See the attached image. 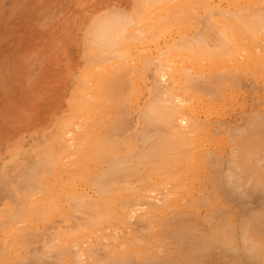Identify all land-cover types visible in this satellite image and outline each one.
<instances>
[{
  "label": "bare ground",
  "instance_id": "1",
  "mask_svg": "<svg viewBox=\"0 0 264 264\" xmlns=\"http://www.w3.org/2000/svg\"><path fill=\"white\" fill-rule=\"evenodd\" d=\"M155 1H157L158 4H161V7L166 6V4L168 5L167 8L162 7L164 9V10L162 9V13L163 11H165V9H167L166 11L169 10V12L172 14V17L173 15H175L174 17L175 21H172L174 24H176V22L178 23V21L181 22L182 20L180 21V19L184 18L183 15H185L188 6L191 7L189 4L186 5L187 7L185 6L186 9H183L184 2L188 0H154V2ZM133 2L134 0H100L94 3L93 7L88 11V15L84 18L87 20V22H85L82 25L81 33H84V35H82V37L79 36L78 38L77 35L75 37L74 36L71 37L70 46L76 45V48L78 47V53L75 54L76 66L74 67L72 65L74 69L73 67L72 69H70V66L68 64L69 62L66 64L67 72H70L71 74L67 82L64 84L63 91L56 98H54L55 95L53 94V91L49 93L46 87L45 90L43 89L44 94L39 97V98L41 97L46 98L47 95L50 94L49 99L54 98L53 100L55 101L53 106L45 113L43 118L37 121L36 124L37 128L36 127L34 128L33 125L31 127L30 126L26 127L24 123L23 126L21 127L17 126L15 123H11L10 125H8V133L6 134L5 137L6 139L4 140L3 146L0 147V150L2 148V150L0 151V154H2L0 157V264H201V263L219 264L218 261H220V264H247L248 262H251L253 260H258L263 254V249H261L263 246L261 247V245H263L264 243V239H263L264 231L261 230V232H263L262 234L260 233V231L257 230H260L264 226L259 225L260 224L259 223L258 227L261 226V228L260 229L257 228L256 231H254L253 229L254 225L257 226V224H253V222L255 221V219H258L257 221L259 222V217L264 212L262 211L263 208L262 209L260 208L259 212H258L259 209L258 207H257L258 209L255 210L257 211V213H260L262 211V213H260V216L255 215L254 213V215L257 216L258 218L254 216L250 218V221H252V219L254 218V220L251 222L253 226L251 225L250 221L247 220L249 218H246L245 222L243 218L239 220V221L243 220V222L246 223V227L243 222L242 224L244 227H241L242 226L241 222L238 224L239 225L238 228L239 227L241 229L243 228L240 235L239 234L240 231H238L239 233L236 232V227H234L231 224H228V222H230L229 220L228 221L225 220L230 216H225L226 214H224L223 215L224 219H220L221 216L218 217V215L221 214L218 211L219 209H217L216 207L217 206L216 197L218 194L216 195L215 193L218 192L219 190H222L223 193L231 199L229 203L231 201L233 203L234 201L238 205L245 207V209H248L249 207L245 205L246 202L248 203V201H246L243 197H241L242 195L241 193H243L241 191L242 190L241 187L244 186L243 190H245L246 192L249 189L246 188V186L249 185L248 182L250 180H252L250 181L251 183L250 185L254 186L253 187L254 189L251 188L252 192H257L256 190H258V188H256L255 185L259 186L258 182L260 181H261L260 185H262V187L259 186L258 194L260 193L261 188L264 187L263 186L264 183L262 182V180L264 181V179L260 180L259 177L256 176V178L254 179L259 180V181H255L256 183H258L256 184L253 181L254 173H251V175H249L250 171H248L249 174L247 172L245 173L247 174L245 176L243 171H241L242 164L244 168L248 167V170L249 169L252 170L254 167L257 168V166L260 165L258 162V164L255 166L257 161H255L253 158L251 160L250 156L254 155V158L257 157L255 159L259 158L258 161L260 159H263L262 157L255 156L257 155L258 152L254 151L256 153L253 154L254 152L252 148L254 149L258 145L261 146L260 144H256L257 141L255 139V135L260 134L259 137L261 136V134L264 135V118L263 120L262 118L259 119L260 115L258 114L260 112L256 113L258 116L257 117L255 116L254 117L255 119L251 117L253 119V120L251 119L252 121H248L249 119V117H247L248 114H246L245 119L242 118L244 119L245 122H246V118H248L247 119L248 122L246 123H248V125H250L252 129H254L253 131L254 134L249 130L248 132H246L249 126L247 127V129H245V127L241 128L240 125H242V123L239 124L240 132H236V129L234 128V130L232 131L233 133L229 134V128L232 126L229 125L230 123L228 124L227 122V125L229 126L228 129L226 130L227 128L226 126L225 127L223 126L225 129L222 127L214 128L212 124L215 123V121L218 119L213 118L214 122H212L211 120H212V115L214 113L220 116L222 115L227 104L226 100L236 101L237 95L240 93V91H242L241 84H243L242 82L243 78L244 76L246 77L247 74H249L247 75L249 77L251 75V79H253L252 80L253 82L249 83L247 87H249V89H253L252 92L254 93V96L258 97L259 95L258 98H260L263 96L262 94H264V0H199V3L203 10L204 18H202L201 15L202 12L201 14H199L201 15V17H198L194 9L189 8L188 9L189 11L187 10L189 13L190 11L194 10L195 17L197 18H195L196 20L193 19V21L194 20L197 22L201 21L200 26L197 28V31L198 29L199 31H202L204 29V31L202 32L207 31L210 37L213 36L212 34L214 31L216 33V34L214 33V36L215 35L216 36L215 37L213 36L214 39L212 40L210 39L209 36L206 35L207 33H205L204 35V33L201 34V32L198 31L200 33L198 34V37L203 42L202 43L201 41H195L199 38L197 37V35H195L196 37L195 36L193 37L194 32L192 31L191 37H193L194 40L193 38L190 37L188 38L189 41L187 40V43L190 44L192 41L193 42L195 41L196 42L195 44H197L201 42L200 44L202 45V47L204 45V47L202 49L201 48L199 49L200 52H198L197 51L198 48H196V47H201L200 45L193 46L194 43H191L190 45L193 47L192 49L190 45H187L186 40L182 38V37H186L187 36L186 34L189 31L187 33L184 31L185 32L184 35L186 36L182 34L183 36L179 37L177 35L179 39L181 38L180 39L181 41L179 43L177 41L178 37L174 36L175 43L182 45L181 42L185 41L184 45L188 46V47L184 46L185 48L182 49L181 45L178 46L177 44L178 46L177 48L182 49V50L180 49L181 50L180 53L183 52L184 55V57L181 56L180 60H182L183 58L185 59V57L188 54L191 55L190 52H192V55L196 53L194 54V59L192 57L191 59L192 61L195 60L196 55L197 54L199 55V53L202 54L203 52V54L206 55V62H207V66L205 65L206 76H204L205 74L201 75L205 72V71L201 72L202 70L199 71L201 74L196 73L197 70L195 72L193 71L194 73L189 72L190 70L192 71V69L194 68H192V66H190L192 69H190V67L188 66L184 67L183 65L180 64V62L182 61L179 60L180 62L179 61H178L179 63L177 62V64H179L177 66L181 65L180 68L184 67V70L182 69L183 71H181L179 67H175L173 70L174 74L171 75L172 76L171 77L170 74H172V71L168 69L169 67L166 64H163V62L166 63L168 61L166 60V58L165 60L163 58V60L160 61L162 62V66L166 65L168 67L167 70L171 71V73L168 72V78L165 80L163 78L162 80L160 79L162 75L158 78V75H160L159 72H161L160 69L163 68L161 73L165 71L164 72L165 77L167 76V70H166V66L163 67L161 66L162 68L160 67L161 63H159V61L156 59L157 56H155L156 54L155 52L159 50V48H161L160 50L162 51L159 50V52L160 55H162L161 52L163 53L165 49L168 47L167 46L168 42L166 43L165 49L164 46L162 49V45H160L159 48L157 47L158 49L154 51L153 56H152L153 51L152 53L149 51L151 57L148 55L149 53H145L144 50L140 49L142 55H144L145 53L142 59L143 62L142 65L144 66L147 65L146 60L148 56L150 58H155L158 61L156 64L154 62L152 63V61L155 60H152L151 62H149V60L151 59L148 60L149 63H152L150 64V67L153 70L152 73L157 74V76L154 74L155 79L153 78V81H151L150 79L151 83L147 88V93L145 94V96L143 94L144 96V97L142 96L143 100L142 102H138L137 107H135L134 105L135 108L133 107L132 112L130 113L131 116L128 118V120L127 117L129 115V112L128 113H126L127 111L122 112L121 109L123 110L125 109V107L128 108L127 106L129 102H127L126 104L123 98L129 96L127 86L128 84H130L133 78L131 79V77L128 76L130 78V79L128 78L129 81L126 79V82L128 81V84H126L125 81H120L121 79L117 80L115 78L122 76L121 75L122 73L124 77L127 76L128 75L127 73H125L126 75L124 74V72H127L125 71L127 66L124 65L123 67L124 71H123L121 68L123 65H120V60L116 59L117 62L119 60L118 62L119 72L121 69L119 76L118 75L116 76L118 72L115 67L116 65L118 67V63L113 58H111L115 53L112 52L111 54L110 52H108L109 54H111L110 55L111 57L109 56L111 58V61L108 60V63L111 64L112 59L116 62L115 66H113L112 64L111 65L108 64L109 66H112L114 68V71H111V69H109L110 67L107 66V63H105L106 65L105 69L103 67V69L101 68L100 70H105L107 71V73L109 72L108 70H110L111 73V74L108 73L110 75L109 76L110 79L108 80L106 79L107 80L106 85H104L105 94L103 92L104 89H102L103 86L100 83L98 84L96 83L97 85L96 87H100V89H102L103 94L99 92L102 96L105 95L104 97L105 99L104 100L101 99V100L104 101L105 111L108 113L107 115L110 116L109 113H112V109H118L117 111L121 112L120 113L121 118L119 117V114L117 115L114 114L115 113L114 110L113 113L114 116L112 119H114L116 116L118 119L116 118V121L112 119L111 120L112 123L114 124L117 122L116 126L114 124L113 126L111 123L112 127L111 125H109L110 126L109 127L108 125H106L107 122L104 121L105 123L103 124L104 125L103 129L107 130L106 128L109 127L108 131H106V134H110V135L109 136L107 135V137L106 136L103 137V140L104 139L105 140L104 141L102 140L103 142L101 146H103L104 143H106L107 144L106 147L108 148L109 153L113 154L114 157L112 156L113 157L112 159L109 153L107 155V153L105 152L106 151L105 147L99 148L101 149V152L106 153V156L107 157L110 156L111 159L109 157L108 158L106 157L107 159H103L105 157V154L101 153V158L103 162L106 160L105 162L108 163L106 164L107 167L106 166L105 168L103 167V164H105L104 162L102 164L103 173L97 174L98 179L96 175L94 176L91 174L92 173L91 170H90L91 177H89V178L96 177L97 180L94 179L93 181L96 180L97 182L100 180L99 178H102L104 184L102 183L103 182L102 180H100V183L102 184H98L99 182L98 183L94 182L98 186L96 187L97 190L95 191L94 190L95 188L94 189L92 188L93 187L92 185L96 186L95 184L92 183L93 181L89 178L88 180L87 179L85 180V181H90V184H92L90 185V187L93 189V191L97 192L96 194H94L95 196L90 195L89 193H85L84 191L82 192L58 191L56 193H53L48 190L47 187H50V184L52 183L51 175H50L51 166L60 165V167H62L64 170H67V168L69 170L71 166H76V164L79 161L76 159L77 161L74 162L75 163L74 165L73 160L74 157L76 158L77 154L75 153L76 151H74L75 155L72 156L73 155L72 145L74 144L73 142L75 140L74 141L72 140L73 142L72 141L69 142V140L67 141L66 131H64L63 128L66 127L69 128L70 125H72V120H74L73 117L76 118V116L74 115L72 117L73 119L69 120L71 121V123L70 122L68 123V119H66L67 118L66 114L68 113L70 108L73 107L74 112L78 113L79 111L78 114L81 115V112L84 110L86 106L85 103H83L84 100H90V96L93 97L92 93H91L92 95L88 93L89 98L87 99L86 93H83L84 92L83 87L81 88V85H78L80 84L79 81L82 76L81 73L83 72V71L81 72V69L79 67L81 66L84 70L87 64L89 63V61L91 60V57L89 55V46L90 43H92V39L90 38V35L91 34L94 35L95 33H97L96 34V38H97L98 33L99 36H101L107 32L106 27L110 28V26H113L114 28V26H116L117 28L119 24L115 25V23H113L114 20L112 21V24H110L111 20H109L110 21L109 25L108 23H106V25L108 26L104 24L105 22L108 21L105 20V22L103 21V23L99 21L98 23L97 20L99 17H101L103 14L109 11L124 13L131 8ZM150 3L152 5L153 2H151L150 0ZM150 3L148 2L147 4H145V6L148 5V7L146 8L148 10L150 9L153 11L156 5L153 4V7L150 5L153 8L151 9V7L149 8ZM156 10H158V8ZM142 12L141 14L143 15L144 8ZM136 14H137L136 17L140 15V13L138 12L135 13V15ZM152 14L153 12L149 15ZM190 14L192 15L191 17L189 16ZM190 14H186L187 16L185 15V17L187 19V17L189 16L188 19H191L192 21V17H194L193 11ZM117 15L120 16L119 14ZM117 15H113V16L111 15L112 18L111 16L109 17L110 19H113V18H117ZM164 16L162 15L159 18L160 20L162 17V19L160 20L162 24L163 23L167 24L168 22L167 26L169 27L178 26L177 24L173 25V23L171 26L170 24L172 17L169 18V16L168 17L167 16L164 17ZM121 17L122 16L118 17L117 20L120 19ZM141 17H142L141 15L140 18L138 17L139 20L142 19ZM105 18L107 19V17ZM124 18L126 17L124 16ZM124 18L122 17L123 21L125 20ZM147 18H148L147 20L148 23L150 17ZM198 18H200V20ZM128 19H126L124 22L126 23ZM153 19L155 18L152 17V23L154 24ZM159 20L155 19V23ZM129 21L126 23V25H124L125 27L124 30H126V28L128 27L127 24L130 23ZM193 21L192 23H195ZM124 22L120 23L122 27ZM133 23L135 24L136 22ZM141 23H142L141 20L140 22L137 21V24H139L140 28L142 26L140 25ZM152 23H150V25H153ZM132 24H130V26ZM147 25H146L147 28L145 30L149 32ZM198 25L199 24L197 23V25L195 26ZM79 26H81L80 22H79ZM121 26L119 27L121 28ZM139 26L137 27L136 25L135 27L140 29ZM153 26H155V24ZM157 26H155L156 28L154 29L152 28L154 32H156L155 33L156 35L151 36L150 34H148L149 35L148 38H150L151 36L154 39H161L163 37L161 35L162 31L164 30L163 26L165 28L164 31L168 33L167 30L169 27L167 28L166 25H163L161 27L162 29L161 33H159L160 32L159 26H158L159 28V32H158ZM188 27L189 26H187V28ZM201 27L203 29H201ZM111 28L108 30L109 33ZM116 28H114V30ZM122 29L123 28L119 30L117 28V30H119L118 32L122 31L125 34L128 33L130 31L128 29L131 28L128 27L127 32H124V30ZM177 29L179 30V26L177 27ZM195 29L196 28L194 27V31L197 34V31ZM136 30L130 31L133 32L130 35L132 36L133 34L134 37L133 36L132 37L136 38L134 40L135 41L138 40L137 44L142 43L143 39L142 41H139L140 40L138 38L139 36L136 37L138 34L136 35L135 32L140 33L141 37H144V35L142 36V34H146V31L142 33ZM157 32L161 35V38L159 37L160 35L157 36L158 34ZM169 33L171 34L172 30ZM112 34L113 33L111 32V35ZM201 35L202 37L204 36L205 38L202 39L200 37ZM105 36L107 35H104V37ZM146 36L144 37V40L145 41L147 40L148 42H144V44L150 43L149 40L151 41L153 39L151 38L148 40V38L146 39ZM155 36L159 38L157 37L155 38ZM117 37L118 39L120 38L119 36ZM167 37L165 36V38ZM175 37L177 39H175ZM107 39L105 41L106 44L108 43L107 41H109ZM109 39L111 40V38ZM115 39L116 38H114V40ZM123 39L121 40L123 41ZM131 39H132L131 37L128 39L125 38L126 41L128 40L131 41ZM207 40L209 43H211V45H208ZM210 40L213 41V43L210 42ZM155 41L157 40H154V43H156ZM170 41L172 42V40ZM112 42L110 41L111 44ZM97 43L99 42L97 41ZM131 43L132 42H130V44ZM134 43L135 42L133 41V44ZM175 43L174 44L168 43L170 47L169 50L167 49L165 52L170 51L171 45L172 47L174 45L173 49L176 50L177 48H175L176 47ZM112 45H108V48L109 46ZM150 47L152 48L153 46ZM187 48L188 49L191 48L189 53H187L188 51ZM153 50H155V48ZM183 50H186L185 51L186 53ZM140 51L137 53L139 56H140L139 53H141ZM123 52H119L120 54L118 53L119 55L117 56L118 58L119 56H121L120 59H122L121 60L122 62L124 61L123 58L126 60L125 58L126 55L124 54L125 56H123L122 54ZM165 52L163 57H165V55L166 57L169 55V54H165ZM95 53H98L101 58V56L106 53V49H104V47L102 48L98 46V49L95 50ZM171 54L173 55L174 53L171 52ZM185 54L187 55L185 56ZM203 54L201 56H203ZM198 55L197 57H199ZM145 56H147L146 59L144 58ZM176 57H178V55ZM188 57H186V60ZM130 58L133 60L132 55H130ZM157 58L159 59V57ZM203 58H205V56ZM203 58H201L202 63L206 64L205 61L203 62L204 60ZM106 59L109 58H105V60L103 61H106ZM131 59L128 60L131 61ZM99 60L102 61L101 59ZM192 61L190 62L192 63ZM135 62L137 63V61ZM172 62L175 63L173 59ZM187 62L190 65V62L186 61V63ZM102 64L103 63H101L100 66H102ZM97 65L98 64H96V66ZM156 65L159 66L156 67ZM198 65L199 63L197 64V66ZM171 66L173 65H170V67ZM107 67L109 68L106 69ZM154 67H156V70L158 69L159 70L158 71L154 70ZM141 68L139 66V70ZM144 68L146 71L149 67L145 66ZM199 68L201 67L199 66ZM98 69L93 68V70H98ZM131 70L132 69L129 68L128 71L131 72ZM142 72H144V70ZM147 75H149L148 71H147ZM96 76L98 77V75H95L94 78ZM83 77H85L86 79V76ZM85 79L83 78V80ZM255 79L257 80L260 79L262 83L260 84ZM104 80L105 79H103V81ZM75 82L78 85V90L82 94L80 96L79 94L75 96L73 93L74 91L73 85ZM59 84L60 82L55 83L54 84L55 88ZM84 84H86V82ZM84 84L83 86H85ZM132 85H134V83H132ZM142 87L143 86H141V90ZM96 92H98V89ZM96 92L93 91L94 94ZM249 93L251 92L249 91ZM133 94L134 97H136L134 92ZM85 95L86 98L84 99ZM95 97H97V95ZM93 99L95 100L94 97ZM129 100H131L130 97ZM260 101L258 103L259 105H260ZM37 102L38 100H33L30 104V108H39ZM262 105L264 106V104ZM94 108L95 107H93L92 109L94 110ZM101 109L103 110L104 108L101 107ZM202 109H205L206 114H203L205 115L204 117L205 119L201 118L199 115V111H201V113L204 112ZM256 109L258 108H255V110ZM130 110L131 109H129V111ZM86 111L84 110L83 113H85ZM241 111L242 110H240V112ZM253 112L254 110L252 111V113ZM242 114L245 115V113ZM262 114H264V112H262L261 115ZM95 116H97L96 119L92 118V115L91 117L88 118H86L87 115L85 116V118L82 117L80 118L83 119L82 122H84V120H87L86 122H88V120H92V119H95L96 121L98 117H101V115L99 114ZM108 116L105 118L107 119ZM80 118L77 117V120L78 119L80 120ZM134 119L136 120V134L133 133V131H131L134 137L130 133H128L130 134V136H132L128 138H133L135 140H132L131 142L127 143L125 138L127 139L126 136L128 134H124L125 138L123 139L125 141L124 142L122 141L121 143L120 141L118 143L119 139H116V137L112 138L111 130L117 133V135L120 132L123 133V129H121L120 131L118 129L122 128V126L123 128L124 127L127 128L128 126L130 127L131 125L133 126L131 122H133ZM118 120L119 123L121 124H123L124 122L125 123L121 125V127H118L117 126ZM97 121L95 122V124L100 125L98 124L100 121L99 122ZM220 121L222 120H219L216 123L219 124L224 123V122L220 123ZM226 121L227 120L225 119V122ZM126 122H128L129 125H127L128 123ZM40 123H41V127L39 129L38 125ZM246 123L243 124L245 125ZM81 124L82 125L80 126L79 124H75L74 126L77 125L81 130V127H83L84 125L83 123ZM109 124H110V120H109ZM86 126L87 124L85 125V127H83V129L88 128ZM33 128L36 129L34 132H32L34 130ZM114 128L117 131H114ZM225 130L228 132V134ZM230 130L232 129L230 128ZM81 132L80 133L78 132V134L82 135ZM84 132H86V130L83 131V136H84ZM87 133L86 135H88ZM70 134L71 135L75 134V132ZM106 134L104 132V135ZM226 134L227 136H231V135L233 136V138L230 137L231 141L235 138L233 141L236 143V145H233L232 147L230 143L231 141L228 142V144H230V147L228 146L229 148L228 150H230V148H233V152H230L231 150L229 151L230 153L227 151L228 154L226 156L228 157V160H226L227 158H225L226 163L224 162V165L226 168L228 164V169L224 168L225 169L224 170L223 160H222L223 159L222 153L224 149L222 148V145L224 140L225 142L229 141L228 140L229 137L227 138ZM124 135L122 134V137ZM83 136H76V137H79L81 139L80 141L83 142L84 140H82L81 138ZM93 136L94 135H92V137ZM96 139L98 142L97 141L95 142ZM99 139L100 137L98 135L93 139L94 142L91 143L93 145L98 144L97 146L99 147L101 142V140ZM259 140H261V138H259ZM259 140L258 143H261L259 142ZM90 141H92V139ZM80 143L79 145H82ZM263 143L264 142L261 143L262 147L264 145ZM262 147L260 149L264 150V147L263 148ZM75 148H77L76 145ZM85 149H87V147ZM256 150L259 151L258 148H256ZM117 151L123 153L122 155L124 156H122L121 154L120 155L122 157H120L118 154L116 155L115 153H118ZM90 153H92L93 156L96 155L100 156L99 152L98 154H96L97 152L96 153L90 152ZM91 155H89V151H88L87 154L88 158H90ZM115 156L116 157L119 156L118 157L119 159L118 158L114 159ZM67 157H70V159L72 158V160L70 159L66 160V162L69 160V162L67 163L68 165L64 164L65 159ZM95 158L96 159H92V160L94 164H97L100 157L99 159L98 157ZM24 159H39V160L45 159L44 160L45 162H49L48 160H50L51 162V159H55V160L51 163L49 162L46 164L43 161L45 166L42 162L39 163L37 161L38 162L37 167L40 165L39 168L41 169L39 171L37 167H34V165H36L34 164V162L32 167L21 165L24 163L23 161ZM59 159H64V161L62 162V160ZM102 160L100 159V161ZM70 161H72V164H70L71 166L69 165ZM252 161L254 163H252ZM82 162L84 163V161ZM260 162L262 163L263 161ZM240 164L241 166L239 167ZM30 165H32V162L30 163ZM46 165H51V166H46ZM229 165L232 166L230 167ZM35 168L38 170H36ZM256 168H254L253 172L256 170ZM35 170H36V175L31 174L34 173L33 171ZM227 170H229V172H226ZM237 170L240 175L244 174L243 175L244 178L250 176L249 177L250 179L248 178L246 180H243L244 179L243 176L240 177V175L237 173ZM257 170L259 172V176L261 173L262 177L264 178V169L262 168L261 165L258 166ZM52 172H54V169ZM96 172L97 170L95 171V173ZM258 172L255 173L258 175ZM25 177H28V179L29 177H31V179L28 180L25 179ZM262 177L260 176V178ZM29 181H31V183ZM245 181L248 184H245ZM27 182L29 184H27ZM254 183L255 185H253ZM75 185L78 187L77 184ZM100 185H103V187L100 188ZM80 187L81 186H79V188ZM209 187H211L214 191L212 190V192H209V190L211 189L210 188L208 189L209 192L208 194L207 188ZM239 189L241 193H238ZM245 192L244 195L246 194ZM90 193L93 194L92 191ZM247 196L248 195H246V197ZM260 196L256 195V197L253 198L255 202H259L260 199L264 201L263 198L264 196L262 198H260ZM64 200L67 203H69V206L61 205V203L66 204L63 203ZM218 200L220 199L218 198ZM222 200L224 201V199ZM250 201L249 204L251 203ZM224 205L225 204L223 205L221 204V206ZM252 205H254L253 202ZM259 205H261V203H259ZM227 207L230 208V205L226 206V210L228 209ZM202 209H204L205 211L202 212ZM249 215L250 214H247V217ZM56 217L59 218V221L56 219L59 223H56L54 221ZM219 219L221 222L219 221ZM222 220L225 221V224L222 223ZM231 220H233V217ZM235 221L238 223L237 220ZM260 221L263 220H261L260 218ZM240 228L238 230H241ZM235 232L239 234L237 235V237ZM253 232L256 233V236L253 235L255 234ZM258 234L259 236L262 235L261 237L262 241L260 240ZM238 236L240 237L242 242V245L240 247L236 245L238 244V242L237 243L235 242L238 240L237 239ZM256 237L258 238V241ZM259 241L260 243L262 242L261 245L259 244ZM217 247H219V249ZM204 259L207 261H205Z\"/></svg>",
  "mask_w": 264,
  "mask_h": 264
},
{
  "label": "rangeland",
  "instance_id": "2",
  "mask_svg": "<svg viewBox=\"0 0 264 264\" xmlns=\"http://www.w3.org/2000/svg\"><path fill=\"white\" fill-rule=\"evenodd\" d=\"M98 1H100V0H0V147L1 146H3V144H4V140L6 139L5 137H6V134L8 133V125H10L11 123H15L17 126H19V127H21V126H23V123H24V125L27 127V126H32L33 125V127L35 128L36 127V124H37V121L39 120V119H41V118H43L44 117V115H45V113L53 106V104H54V98H56L59 94H61V92L63 91V87H64V84L67 82V80H68V78H69V76H70V72H67V69H66V64L68 63L69 64V66H70V69H72V67L74 66H76V58H75V54L76 53H78V47L76 48V45L75 46H70V42H71V37H75L76 35H77V38L80 36V37H82V35H84V33H81V30H82V25L85 23V22H87V20L86 19H84L87 15H88V11L93 7V5H94V3H96V2H98ZM193 1V2H192ZM92 2V3H91ZM145 2V3H144ZM150 3V0H134V2L132 3V6H131V8L128 10V11H126V12H124V13H118V12H112V11H109V12H107V13H105V14H103L101 17H99L98 18V20H97V22L99 23V21L101 22V23H103V21L105 22V20L106 21H108V22H105L104 24L106 25V23H108V25H109V23H110V21L109 20H111V23L110 24H112V21L114 20V21H116V22H114L113 21V23H115V25H118V29L120 30L121 28H123L122 30H124L125 29V27H124V25H126V23L129 21V20H132L133 22H136L135 24L137 25V27L139 26V24H137V21L138 22H140V20L142 21V23L140 24V25H142V26H144V27H142L141 26V28H140V26H139V28L140 29H138V28H136L135 26V24L132 22V21H129L130 23H128L127 25H128V27H130L131 29H128V27L126 28V30H124V32H127V29L128 30H130V31H135L136 29L138 30V31H140V32H142V33H144V31H146L145 29L147 28L146 27V25L148 26V31L149 32H147L146 31V34H147V36H146V34H142V36L144 35V37L146 36V39L149 37V35L148 34H150L151 36H154V35H156L155 33L156 32H154V28H156L155 26H159V28H160V32H159V28H158V26H157V29H158V32L159 33H161V31H162V29H161V27L163 26V25H166V27L168 28L169 26H167L168 25V22H167V24H162L161 22H160V20L162 19V17H161V19L159 20V18H160V16H164V14H165V16H167L170 12H169V10L168 11H166L167 9H165V11H163V13H162V9L163 8H167L168 7V5L166 4V6H162L161 7V4H158L157 3V1H155L154 2V0L152 1L151 0V2H153L152 3V5H151V3L149 4V8L152 6L153 7V4L154 5H156V7L153 9L152 7H151V9H153V11L152 10H148L146 7H148V5H146L145 6V4H147V3ZM188 2H190V3H188ZM192 2V3H191ZM195 2V3H194ZM90 3V4H89ZM119 3V2H118ZM155 3H157V4H155ZM183 3V2H182ZM86 4V5H85ZM190 4V6L191 7H189L188 6V9L189 8H192V9H194L195 11H196V13H197V15H198V17H201V15H202V18H204L203 16V10H202V8H201V5H200V3H199V0H188V1H185L184 2V4H183V6H184V8L183 9H186V5H189ZM193 4V5H192ZM195 4H196V7H195ZM88 5V6H87ZM151 5V6H150ZM206 5V4H205ZM186 6V7H185ZM199 7H200V9H199ZM143 8H144V14L142 15L141 14V12L143 11ZM145 8H146V11H145ZM158 8V10H156ZM187 9V10H188ZM148 10V11H147ZM154 10H155V12H154ZM159 10H161V11H159ZM164 10V9H163ZM186 10V12H185V15L186 14H190L192 11H193V14L195 13L194 12V10H192V11H190V13L188 12ZM191 10V9H190ZM202 10V11H201ZM153 12V16L152 15H149V14H151L152 12ZM157 11H158V14H157ZM185 11V10H184ZM184 11H183V14H184ZM140 13V15L142 16L141 18L142 19H140L139 20V18H140V15L138 16V17H136L137 16V14L135 15V13ZM169 12V13H168ZM201 12H202V14H201ZM115 13V14H114ZM143 13V12H142ZM182 13V12H181ZM117 14H119L120 16H122L123 18H124V16L126 17V18H124L125 20L126 19H128V21L125 23L123 20H122V17L120 18V19H118L117 20V18L118 17H120V16H118ZM147 14V15H146ZM160 14V15H159ZM167 14V15H166ZM171 14V13H170ZM168 15L169 16V18L170 17H172V14L171 15ZM199 14H201V15H199ZM113 16V15H117V18H113V19H110V17L109 16ZM134 15V16H133ZM149 15V16H148ZM185 15H183L184 16V18L182 19H180V21L181 22H179L178 21V23L176 22V24L179 26V30L177 29V27L178 26H172V21H175L174 19V17H175V15H173V20H172V18H171V26L172 27H169L168 28V33H166V31H164L165 30V28H164V26H163V31H162V33H161V35L163 36L162 38H164V39H162L161 38V35L158 33L157 34V36L158 35H160L159 37L162 39V42H161V39H154L153 37H151L150 36V38H148V40L149 39H151V38H153L151 41L149 40V42L150 43H147V44H144V42H148L147 40L145 41L144 40V37H141V35H140V33H136L135 32V34L137 35L136 37H138L140 40L139 41H142V39H143V41H142V43H138L137 44V41L138 40H134V39H136V38H133L134 37V35L132 34V36L130 35L131 33H133V32H128V33H123L122 31H120V32H118L119 30H117V28H116V26H114V28H116L115 30H114V28H113V26H110V28H111V30H110V33H109V29L106 27V29H107V32L105 33V34H103V35H101V36H99V33H98V35H97V38H96V34L97 33H95L94 35H90V38L92 39V43H90V46H89V55H90V57H91V60L89 61V63L87 64V66H86V68L83 70V68L80 66L79 68L81 69V79H80V84H78V85H81V88L83 87V89H84V92L83 93H86V95H87V99L89 98L88 97V95L89 94H91L94 98H95V100L93 99V97H91L90 96V100H84L85 98H86V95H85V97L84 96H82V97H84V102L83 103H85V108H84V110L86 111L85 113H83L84 112V110L81 112V115L80 114H78L79 113V111H78V113H76V112H74V109H73V107H71L70 108V110L68 111V113L66 114V116H67V118L66 119H68V123L70 122L71 123V121H69L70 119H73L74 118V120H72V125H70V127L68 128V127H66V128H63L64 129V131H66V138H67V141L69 140V142H71L72 140L74 141H72L73 143V145H72V149H73V155L72 156H74L75 155V153L77 154V156H76V158L74 157V160H73V163L75 162V161H77V160H79L78 161V163L76 164V166H71L70 164H72V161H70V163H69V165L71 166V168L68 170V168H67V170H64L62 167H60V165H55V166H51V165H46V166H51V172H50V175H51V181H52V183L50 184V187H47L48 188V190L50 191V192H53V193H56V192H58V191H69V192H72V191H77V192H82V191H84L85 193H89L90 195H94V194H96L97 192H95L97 189H96V187H98L97 185H96V183H98V184H104V181L102 180V178H99L100 180H102L101 182L102 183H100V180L97 182L96 180L98 179V173H103V171H102V168L104 167L105 168V166L107 167V165L106 164H108V163H106L105 161V164H103L104 162H103V160H102V158H101V153H103V152H101V149H99V148H101V147H105L106 148V153H107V155H108V153H109V151H108V148L106 147V143H104V145L103 146H101L102 145V142L105 140H103V137H107V135L109 136L110 134H106V131H108V128L110 127L109 125H111V123H112V120H115L116 121V118H117V116L114 118V119H112L113 118V113H114V110H115V115H117V114H119V117H120V111H117L118 109H112V113H109V115L110 116H108L107 114V112L105 111V107H104V101H102V100H104L105 98V95H101V94H103V92L105 91V87H104V85H106V81L108 80V79H110V75L108 74V73H110V70H108L109 72L107 73V71H105V70H100L101 68L103 69V67H104V69H105V63H107V66H109V65H113V66H115L116 65V59H119L120 60V65H123L121 68H122V70L124 71V65L125 66H129V65H131V66H129L128 67V69H127V67H126V69H125V71H127V72H124V74L125 73H127L128 75L127 76H125V77H127V78H125L124 77V75H123V73L121 74L122 76H120V77H115V76H113V77H115L117 80H119V79H121L120 81H125L126 82V79L128 80V78L129 77H131V82H130V84H128V81L126 82V84H128V94H129V96L127 97L126 95H124V96H126V97H124L123 99H124V101L126 102V104H127V102H129L128 103V108H126L125 107V109H127V110H125V109H121V111L122 112H125V111H127L126 113H128L129 112V115H128V117H127V120H128V118L131 116V112H132V109H133V107H134V105H135V107H137V104H138V102H142V100H143V97L145 96V94L147 93V88L149 87V85H150V83H151V81H153V78L155 79V76H154V74L155 73H152V69H151V67H150V64H152L153 62L154 63H156L157 64V62L159 61V63H161V65H160V67L162 66V62H160V61H162L163 60V58H164V60H165V58H166V60L168 61V62H166V63H164L163 62V64H166V65H163V66H166V70H167V68L169 69V70H171L172 71V74H170V76L171 75H173L174 74V72H173V70H174V68L175 67H181V65H183L184 67H186V66H188V67H190V66H192V68H194V69H192L191 67H190V69H192V71L190 70L189 72H191V73H194L196 70V73H199V74H201L199 71H201V72H204L203 74H201V75H204L205 73H206V69H205V65L207 66V62H206V55H204L203 54V52H202V54H203V56H201L202 54L201 53H199V57H197V55H196V58H195V60H191L192 59V57H193V59H194V54H196V53H194L193 55H192V52H190V49L191 48H187L188 49V51H187V53H189L190 52V54L191 55H189V57H188V55L187 54H185V56L186 57H188L187 58V60H186V57H185V59L183 58L182 60H180L181 59V56L182 57H184V55H183V52L182 53H180L181 52V50L183 49V48H185V47H188V46H185L184 44V42H181L182 43V45H181V50L179 49V48H177L178 46H180L178 43L181 41L180 39H179V37H182L183 35H184V33L186 32H188L186 35H184V36H186V37H182L183 39H185L186 40V43H187V40H188V38H190L191 36H192V31L194 32V35H193V37L195 36V35H197V37H198V34H200L199 32H201V34H203L204 33V35H205V33H207V31H205V32H202V31H204V29L202 28L203 27V25H202V27H201V29H203L202 31H199V29H198V31H197V28L200 26V22L198 21H195L196 19L195 18H197V17H195V14H194V17H192V21H193V19H195L193 22H195V23H192V21H191V19H188V17L190 16H192L191 14L187 17V19H186V17H185ZM112 16H111V18H112ZM164 16V17H165ZM167 16V17H168ZM187 16V15H186ZM105 17H107V19L105 18ZM116 17V16H115ZM128 17V18H127ZM136 17V18H135ZM144 17V18H143ZM147 17H150V19H149V22L147 23V20H148V18ZM152 17L153 18H155V19H158L159 21H157L156 23H155V19H153L154 20V24H155V26H153L154 24L152 23ZM157 17V18H156ZM166 17V18H167ZM109 18V19H108ZM134 18H135V20H134ZM138 18V19H137ZM145 18H147V19H145ZM168 18V19H169ZM201 18V19H202ZM116 19V20H115ZM199 20H200V18H198ZM165 20V19H164ZM167 20V19H166ZM88 21H90V20H88ZM117 21H118V23H117ZM119 21H121V22H124V24H123V27L121 26V22H119ZM163 21V20H162ZM168 21H170V20H168ZM79 22H80V25L81 26H79ZM191 22V23H190ZM203 22H204V19H203ZM134 25H133V24ZM147 23V24H146ZM150 23H152L153 25H150ZM162 25H161V24ZM166 23V22H165ZM190 23V24H189ZM197 23L199 24L198 26H195V25H197ZM130 24H132L131 26H130ZM145 24V25H144ZM157 24V25H156ZM176 24H174L173 23V25H176ZM179 24H181V25H179ZM183 24V25H182ZM184 24H186V25H184ZM187 24H189V25H187ZM202 24V23H201ZM108 25H106V26H108ZM150 25V26H149ZM160 25H161V27H160ZM119 26H121V28L119 27ZM153 26V27H152ZM184 26H185V28H184ZM187 26H189L188 28H187ZM191 26H192V28H191ZM196 28L195 30L197 31V34H196V32L194 31V27ZM150 27V28H149ZM74 28H76V29H74ZM136 28V29H135ZM153 28V29H152ZM189 28H190V30H189ZM133 29V30H132ZM144 29V30H143ZM153 31H152V30ZM157 29H156V31H157ZM170 29V30H169ZM182 29V30H181ZM73 30V31H72ZM76 30V31H75ZM117 30V31H116ZM136 30V31H137ZM171 30H172V33L174 34H170L169 32H171ZM173 30H174V32H173ZM187 30V31H186ZM98 31H99V28H98ZM177 31V32H176ZM182 31V32H181ZM185 31V32H184ZM214 31V30H213ZM213 31H211V32H213ZM111 32L114 34V37H113V34L111 35ZM118 32V33H117ZM154 32V33H153ZM165 32V33H164ZM181 32V33H180ZM120 33V34H119ZM177 33V34H176ZM179 33V34H178ZM214 33H215V31L213 32V36H214ZM123 34H124V36H123ZM168 34V35H167ZM170 34V35H169ZM183 34V35H182ZM216 34V33H215ZM104 35H107V36H105L104 37ZM109 35V36H108ZM128 35H130V36H128ZM167 37V38H165V36ZM172 35V36H171ZM179 37H178V36ZM188 35H190V36H188ZM207 36H209V33H207L206 34ZM112 36V37H111ZM117 36H119L120 38L118 39V37ZM157 36H155V38L157 37ZM174 36H177L178 37V43H175V41H174ZM213 36H211V37H213ZM216 36V35H215ZM214 36V37H215ZM103 37V38H102ZM123 37H124V39H123ZM132 38L131 39V41L130 40H128V41H126L125 40V38L126 39H128V38ZM159 37H157V38H159ZM169 37H171V38H169ZM193 37H191V38H193ZM196 37V36H195ZM202 39H204L205 37L203 36L202 37V35L200 36ZM210 37V36H209ZM209 37H207V38H209ZM210 37V39H214V37L213 38H211ZM101 38V39H100ZM108 38V39H107ZM109 38H111V40L109 39ZM114 38H116L117 40H119V41H117L116 39L114 40ZM199 38V37H198ZM99 39V40H98ZM106 39L107 40H109V41H107L108 43L106 44ZM112 39H113V42H112ZM121 39H123V41L121 40ZM175 39H177L176 37H175ZM197 39V38H196ZM96 40V41H95ZM154 40H157V41H155L156 43H154ZM168 40V41H167ZM170 40H172V42L170 41ZM193 40H194V38H193ZM209 40V39H208ZM208 40H207V42H208ZM215 40H216V38H215ZM97 41L99 42V43H97ZM110 41L112 42V44L110 43ZM126 41V42H125ZM132 42L131 44H130V42ZM133 41L135 42L134 44H133ZM174 41V42H173ZM189 41V40H188ZM191 41V40H190ZM195 41H201L200 40V38L199 39H197V40H195ZM191 42V43H194L193 44V46H195V45H200L201 47H196V48H198L197 49V51L198 52H200V48L202 49L203 47H204V45H203V47H202V45L200 44L201 42H199V43H197V44H195L196 42ZM105 43V44H103V43ZM129 42V43H128ZM170 44H174L175 43V48H177L178 49V51H177V49L175 50V49H173L174 48V45H173V47H172V45H171V48H170V51H167V52H169V53H167V52H165L167 49L169 50V45H168V43ZM204 42H205V40H204ZM210 42H212L213 43V41H211L210 40ZM110 43V44H109ZM161 43V44H160ZM165 43V44H164ZM166 43H167V48H166ZM190 43V42H189ZM190 43V44H191ZM203 43V42H202ZM46 45V46H43V45ZM98 44V45H97ZM132 44H133V46H132ZM152 44V45H151ZM156 44V45H155ZM164 44V45H163ZM177 44H178V46H177ZM190 44H188L187 43V45H190ZM205 44V43H204ZM215 44V43H214ZM214 44H212V45H214ZM97 45V46H96ZM105 45V46H104ZM108 45H112V46H109V48H111V49H109L108 48ZM146 45V46H145ZM160 45H162V49H163V46H164V49H165V54H169L167 57H166V55H165V57H163L164 56V52L162 53L161 52V54L162 55H160V52H159V50L161 49V48H159L160 47ZM208 45H211V43H209L208 42ZM98 46L99 47H104V49H106V55L104 56V55H102L101 56V58H100V56H99V54L98 53H95V50L96 49H98ZM107 46V47H106ZM136 46V47H135ZM144 46V47H143ZM150 46H153L152 48L150 47ZM185 46V47H184ZM191 46V45H190ZM159 48V50H157L158 48ZM192 47V46H191ZM130 48V49H129ZM155 48V50H153ZM195 48V47H194ZM125 49H127V50H124ZM140 49L141 50H144L145 51V53H149L148 55L151 57V55H150V52L152 53V51H153V53H152V56H153V54H154V51H156L155 53V56H157V57H159V59L156 57V59L158 60H156L155 58H150L149 56H148V58H147V60H146V62H147V65H145V66H147V67H149L146 71H145V66L144 65H142V59H143V56L145 55V53H144V55H142V52L140 51ZM171 49H172V51H171ZM192 49H193V47H192ZM115 50V51H114ZM137 50V51H136ZM124 51V52H123ZM141 52V53H139L140 54V56L137 54L138 52ZM148 51V52H147ZM150 51V52H149ZM160 51H162V50H160ZM175 51V52H174ZM184 52L186 51V50H183ZM192 51V50H191ZM194 51V50H193ZM195 51H196V49H195ZM202 51V50H201ZM108 52H110L111 54H112V52L113 53H115V54H113V56L111 57L110 55L111 54H109ZM119 52H123L122 54H123V56H125V58H126V60L123 58V62L121 61L122 59H120L121 58V56H119V58L117 57L120 53ZM126 52V53H125ZM133 52V53H132ZM158 52V53H157ZM171 52L172 53H174L173 55L175 56H173L172 54H171ZM197 52V53H198ZM119 53V54H118ZM176 53H179V54H176ZM186 53V52H185ZM121 54V55H122ZM125 54V55H124ZM130 55H132V57H133V60L130 58ZM178 55V57H176ZM99 56V57H98ZM113 58L112 59V63L111 64H109L108 63V60L109 61H111V58ZM122 56V57H123ZM135 56V57H134ZM137 56V57H136ZM201 56V57H200ZM205 56V58H203ZM146 57L147 56H145L144 58L146 59ZM173 57V58H172ZM105 58H109V59H106V61H103V60H105ZM135 58V59H134ZM141 58V59H140ZM201 58H203L204 60H203V62L205 61L206 62V64H204V63H202V59ZM99 59H101L102 61H100ZM128 59H131V61H129ZM149 59H151V60H149ZM172 59H173V61H175V63H173L172 62ZM198 59H200V60H198ZM119 60H118V62H119ZM148 60H149V62H151L152 60H155V61H152V63H149L148 62ZM177 60V61H176ZM182 61V62H180V61ZM192 61V63L190 62V65H189V63L187 64L186 63V61ZM100 61V62H99ZM128 63H126V62ZM135 61H137V63L135 62ZM180 62V66H177V65H179V64H177V62ZM198 61V62H197ZM200 61V62H199ZM99 62V63H98ZM117 62V63H118ZM123 64H122V63ZM130 62V63H129ZM144 62H145V60H144ZM170 62V63H169ZM178 62V63H179ZM199 63V65L197 66V64ZM101 63H103L102 64V66H100V64ZM139 63H141V64H139ZM186 63V64H185ZM194 63H195V65H194ZM71 64V65H70ZM96 64H98L97 66H96ZM109 64V65H108ZM146 64V63H145ZM202 64V65H201ZM73 65V66H72ZM154 65V64H153ZM170 65H173V66H171L170 67ZM95 66H96V68L101 72V74H100V72L98 71V70H93V68L94 69H96L95 68ZM100 66V67H99ZM133 66V67H132ZM139 66H140V68L141 67H143V68H141L140 70H139ZM157 66H159V65H156V67ZM162 66V67H163ZM195 66V67H194ZM197 66V67H196ZM199 66L201 67V68H203V69H201V68H199ZM202 66H204V67H202ZM74 67H73V69H74ZM110 67V68H109ZM109 67H107L106 69H111V71H114V68L112 67V66H109ZM156 67H154V70H156ZM161 67V68H162ZM184 67L183 68H180L181 69V71H183L184 70ZM116 70H117V74H116V76L118 75L119 76V74H120V72H121V69H120V72H119V63H118V67H117V65H116ZM129 68H131L132 70H131V72L130 71H128L129 70ZM165 68V67H164ZM172 68V69H171ZM199 68V69H198ZM113 69V70H112ZM140 71H138V70ZM183 69V70H182ZM90 70H91V72H90ZM134 70V71H133ZM144 70V72H142ZM159 70V69H158ZM158 70H156V71H158ZM161 70V72H162V70H163V68L162 69H160ZM89 71V72H88ZM98 73H96V72ZM122 71V72H123ZM147 71H148V74L149 75H147ZM151 71V72H150ZM171 71H168L167 70V76L165 77V75H164V72L163 73H161V72H159L160 73V75H158V78L160 77V79H162L163 80V78H164V80L165 79H167L168 78V72H170L171 73ZM194 71V72H193ZM93 72H95V73H93ZM104 72V73H103ZM106 72V73H105ZM133 72V73H132ZM139 72V73H138ZM88 73V74H87ZM132 73V74H131ZM158 73V72H157ZM183 73V72H182ZM106 74V75H105ZM111 74V73H110ZM112 74H113V72H112ZM114 74H115V72H114ZM166 74V73H165ZM95 75H98V77L101 79H99L97 76L94 78V76ZM104 75V76H103ZM126 75V74H125ZM132 75V76H131ZM137 75V76H136ZM156 76H157V74H155ZM164 75V76H163ZM246 75V74H245ZM247 75H249V74H247ZM246 75V77L244 76V78H243V84H241V89H242V91H240V93L237 95V98H236V101H233V100H229V101H227L226 100V107H225V110L223 111V113H222V115L220 116V115H217L216 113H212L213 115H212V122H214V119L213 118H216V119H218V120H216L215 121V123H213L212 125L214 126V128H216V127H222V128H224L225 126L227 127L226 128V130L228 129V126L229 125H232L230 128L232 129V130H230V128H229V134L230 133H233L232 131L234 130V128L236 129V132H240L239 131V128H240V126H241V128H243V127H245V129H247V127L249 126V128L247 129V131L246 132H248V130L249 131H251L253 134H254V129H252L251 127H250V125H248V123H246V122H248V121H252L253 119L251 118V117H257L258 115H260L259 117V119H261L262 118V120H263V118H264V116H262V115H264V114H262L261 115V113L262 112H264V106L262 105V104H264V101H263V99L264 98H262V97H264V94H262L263 96L262 97H260V98H258L259 97V95H258V97H256V96H254V93L252 92L253 91V89H249V87H247L248 85H249V83H252L253 81V79H251V75H250V77L249 76H247ZM83 76H86V79H85V77H83ZM103 76V77H102ZM108 76V77H107ZM129 76V77H128ZM151 76H152V78H151ZM204 76H206V74L204 75ZM113 77H111V78H113ZM122 77V78H121ZM137 77V78H136ZM172 77V76H171ZM248 77V78H247ZM83 78L85 79V80H83ZM92 78H93V80H92ZM253 78V77H252ZM98 79V80H97ZM103 79H105L104 81H103ZM107 79V80H106ZM122 79H125V80H122ZM130 79V78H129ZM150 79H151V81H150ZM156 79H157V77H156ZM95 80V81H94ZM100 80V81H99ZM113 80V79H112ZM256 81H258L260 84L262 83V81L260 80V79H255ZM89 81V82H88ZM97 81V82H96ZM133 81V82H132ZM138 81V82H137ZM251 81V82H250ZM60 82V84L55 88V86H54V84L55 83H59ZM86 82V84H84ZM125 82H124V85H125ZM137 82V83H136ZM141 82H143V83H141ZM255 82V81H254ZM96 83L98 84V83H100L103 87H102V89H104L103 90V92H102V89H100V87H96L97 85H96ZM132 83H134V85H132ZM83 84L85 85V86H83ZM95 85V86H93V85ZM99 84V85H100ZM136 84V85H135ZM78 85H77V83L75 82L74 83V85H73V89H74V91H73V93H74V95L76 96V95H78L79 94V96L80 95H82L81 94V92L78 90ZM98 85V86H99ZM100 85V86H101ZM130 85H132V86H130ZM137 85H138V87H137ZM141 86H143L142 87V90H141ZM250 86H251V84H250ZM47 87V91H49V93H51V91H53V94L55 95V97L54 98H50L49 99V97H50V94H48L47 95V97L46 98H39L41 95H43L44 94V91H43V89L45 90V88ZM91 89H90V88ZM96 88V89H95ZM248 88V89H247ZM72 89V90H73ZM87 89V90H86ZM97 89H98V92H96L97 91ZM100 89V90H99ZM71 90V91H72ZM245 90V91H244ZM246 90H248V91H246ZM87 91V92H86ZM91 91V92H90ZM93 91L94 92H96L95 94L97 95V97H95L96 95L93 93ZM129 91H130V93H129ZM249 91L251 92V93H249ZM263 91V90H262ZM99 92H101V94L99 93ZM133 92L135 93V96L136 97H134V94H133ZM89 93V94H88ZM263 93V92H262ZM104 94H105V92H104ZM133 94V95H132ZM143 94H144V96H143ZM143 96V97H142ZM245 98H244V97ZM253 96H254V98H253ZM101 97V98H100ZM103 97V98H102ZM129 97H130V99L131 100H129ZM133 97H134V99H133ZM92 98V99H91ZM100 100H99V99ZM127 98V99H126ZM262 98V99H261ZM75 99H77V98H75ZM102 99V100H101ZM258 99H260L261 101H262V103H261V101L260 100H258ZM33 100H38V105H39V108H30V104H31V102L33 101ZM129 100V101H128ZM244 100V101H243ZM259 101H260V105L258 104L259 103ZM233 102V103H232ZM230 103V104H229ZM242 105V107H241V105ZM88 104V105H87ZM93 104V105H92ZM97 104V105H96ZM245 104V105H244ZM259 106H258V105ZM234 105V106H233ZM97 106V107H96ZM263 106V107H262ZM91 107V108H90ZM93 107H95L94 108V110L92 109ZM101 107H103L104 109L102 110L101 109ZM134 107V108H135ZM86 108H89V109H86ZM100 108V109H99ZM124 108V107H123ZM255 108H258V109H256L255 110ZM129 109H131L130 111H129ZM204 112H202L201 113V111H199V115H200V117L201 118H203V119H205L204 117H205V115H203V114H206L205 113V109H202ZM240 110H242L241 112L242 113H245V115H243L241 112H240ZM254 110V112L252 113V111ZM90 111V112H89ZM96 111V112H95ZM100 111V112H99ZM104 111V112H103ZM70 112V113H69ZM89 112V113H88ZM249 112H251V113H249ZM260 112V113H259ZM87 113V114H86ZM256 113H259L258 115L256 114ZM97 114H99V115H101V117H98V121L97 122H99L98 124H100V125H97V124H95V119L97 118V116H95V115H97ZM111 114H112V116H111ZM246 114H250L249 116L247 115V117H249V119L248 118H246V122L244 121V119H245V117H246ZM253 114H256V115H253ZM76 116V118L75 117H73V116ZM87 115V117L86 118H88V117H91V115H92V118H95V119H92V120H88V122H86L87 120H84V122H82L83 121V119H81L80 117H82V118H85V116ZM108 116V118L106 119L105 117H107ZM123 115V114H122ZM121 115V116H122ZM211 115V114H210ZM242 115V116H241ZM251 115H253V116H251ZM65 116V117H66ZM124 116H126V115H124ZM136 116V115H135ZM262 116V117H261ZM73 117V118H72ZM77 117L78 118H80V120L78 119L77 120ZM134 117V116H133ZM132 117V118H133ZM121 118V117H120ZM120 118H119V120H120ZM135 118V117H134ZM242 118H244V119H242ZM101 119V120H100ZM112 119V120H111ZM118 119V118H117ZM123 119V118H122ZM121 119V120H122ZM225 119L227 120L226 122H225ZM247 119H248V121H247ZM252 119V120H251ZM255 119V118H254ZM257 119V118H256ZM109 120H110V124H109ZM119 120H118V127H121V125H123V124H121V123H119ZM124 120V119H123ZM219 120H222V121H220V123L221 122H224V123H221V124H219V123H216L217 121H219ZM243 120V121H242ZM74 121V122H73ZM107 122L106 123V125H108L109 127L108 128H106L107 130H105V129H103V124L105 123V122ZM130 121V120H129ZM79 122V123H78ZM114 122V121H113ZM122 122V121H121ZM131 122V121H130ZM134 122V123H133ZM133 122H131L132 124H133V126L131 125L128 129L126 128V127H124V128H126V129H124L123 128V126H122V128H120V129H118L119 131L121 130V129H123V133L122 132H120V133H118V135H117V133H115V132H113V130H111L112 131V133H111V136H112V138H115L116 137V139H119L118 140V143H119V141H120V143L123 141H125L126 140V142L127 143H129V142H131L132 140H135V139H133V138H128V137H134V135L132 134V132L131 131H133V133H135L136 134V120L134 119L133 120ZM227 122H228V124L229 125H227ZM238 122V123H237ZM79 124V126L80 125H82L81 123H83L84 125H83V127H85V125L87 124V126L86 127H88V128H84L83 129V127H81V130H80V128L77 126H74L75 124ZM126 123H128V122H126ZM130 123V124H131ZM237 123V124H236ZM242 123V125H240L239 126V124H241ZM243 123H246L245 125L243 124ZM65 124H67V123H65ZM114 123H112V125H113ZM116 124H117V122L114 124L115 126H116ZM68 125V126H69ZM95 125V126H94ZM112 125H111V127H112ZM113 125V126H114ZM127 125H129V123L127 124ZM244 125V126H243ZM39 126V129H40V127H41V123L38 125ZM66 126V125H65ZM91 126V127H90ZM94 126V127H93ZM224 126V127H223ZM235 126V127H234ZM107 127V126H106ZM238 127V128H237ZM33 128V129H34ZM37 128V127H36ZM105 128V127H104ZM117 128V127H116ZM135 128V129H134ZM32 129V130H33ZM70 129V130H69ZM82 129H83V131H85L86 130V132H84V136H83V131H82ZM111 129V128H110ZM131 129V130H130ZM225 129V128H224ZM238 129V130H237ZM252 129V130H251ZM31 130V129H30ZM30 130H28V131H30ZM36 129H34L32 132H34ZM101 130H103V131H101ZM125 130V131H124ZM225 130V131H226ZM82 131V132H81ZM114 131H117V130H115V128H114ZM73 132H75V134H70V133H73ZM78 132L80 133H82V135L81 134H78ZM88 132V133H87ZM104 132H105V134L106 135H104ZM227 132V131H226ZM245 132V131H244ZM245 132V133H246ZM68 133V134H67ZM86 133L88 134V135H86ZM109 133V132H108ZM128 133H130L132 136H130V134H128ZM96 134H98L99 135V137H100V139L99 140H101V142H100V146L98 147L97 145L98 144H96V145H93L92 143L94 142L93 141V139L95 138V137H97L98 135H96ZM121 134V135H120ZM122 134L124 135V134H128L126 137H127V139L125 138V135L122 137ZM227 134H228V132H227ZM227 134H226V136H227ZM92 135H94L93 137H92ZM104 135V136H103ZM260 135V134H259ZM259 135H255V139H256V144H260L261 146H257V147H255L254 149L252 148V150H253V152L254 151H256V152H258L257 153V155H255V156H258V157H262L263 159H260L259 161H258V159H255V158H257V157H255L254 158V155L253 156H250V158H251V160H252V158L255 160V161H257V163L255 164V166L258 164V162H259V164L262 166V168L264 169V157H263V154H264V150L263 149H260L261 147H262V142H264V135L263 134H261V136L259 137ZM76 136H83V137H81L82 138V140H84L83 142H81L80 140V138L79 137H76ZM263 136V137H262ZM76 137V138H75ZM122 137V138H121ZM229 137V141H227V142H225V140H224V142H223V145H222V148L224 149L223 150V153H222V155H223V169L225 168V165H224V162L226 163V160H228V157L226 156L227 154H228V152L230 151V152H233V148H230V150H228L229 148H228V146L230 147V144H228V142H230L231 140H230V137H232L233 138V136L231 135V136H227V138ZM74 138V139H73ZM123 138H125V140L123 139ZM135 138H136V135H135ZM259 138H261V140H259ZM78 139V140H77ZM92 139V141H90ZM98 139V138H97ZM97 139L95 140V142L97 141ZM106 139H109V138H106ZM235 139V138H234ZM233 139V140H234ZM259 140V142H261V143H258V140ZM103 140V141H102ZM231 141L230 143H231V146L233 147V145H236V143L234 142V141ZM108 141V140H107ZM107 141H105V142H107ZM236 141V140H235ZM68 142V143H69ZM81 142V143H80ZM92 142V143H91ZM98 142V141H97ZM125 142V143H126ZM79 143L80 144H82V145H79ZM234 143V144H233ZM70 144V143H69ZM226 144V145H225ZM264 144V143H263ZM75 145H76V147L77 148H75ZM78 145V146H77ZM94 148H93V147ZM74 147V148H73ZM87 147V149H85ZM226 147V148H225ZM235 147V146H234ZM263 147H264V145H263ZM262 147V148H263ZM256 148H258L259 149V151L258 150H256ZM89 149V150H88ZM91 149V150H90ZM93 149V150H92ZM95 149V150H94ZM102 149H104V148H102ZM1 150H2V148H1ZM0 150V151H1ZM83 150H85V151H83ZM252 150H251V153H252ZM261 150V151H260ZM74 151H76L75 153H74ZM88 151H89V155H91L92 153H90V152H97L96 154H98V152H99V154H100V156L99 155H96V156H93V154L90 156V158H88V156H87V154H88ZM119 151V150H118ZM117 151V152H118ZM121 151V150H120ZM228 151V152H227ZM263 151V152H262ZM81 152V153H80ZM125 152V151H124ZM229 152V153H230ZM256 152H254L253 154H255ZM262 154H261V153ZM106 153H103V154H105V157L103 158V159H107L108 157L110 158V156H111V158L113 159V154H110V156H106ZM103 154H102V157H103ZM116 155L118 154L120 157H122V156H124V155H122L123 153H121V152H118V153H115ZM114 154V155H115ZM122 156H121V155ZM1 155L2 154H0V157H1ZM251 155V154H250ZM259 155H261V156H259ZM72 156H70V157H72ZM84 156H85V159H84ZM113 156V157H112ZM118 156V157H119ZM229 156V155H228ZM70 157H67L66 159H65V162H66V160L67 159H70ZM80 157V158H79ZM82 157H83V160H82ZM95 157H98V159H99V157H100V159L102 160V161H100V159L98 160V162H97V164H94V162H93V160L92 159H96ZM107 157V158H106ZM118 157H116L115 156V158L114 159H116V158H118ZM110 158V159H111ZM124 158V157H123ZM225 158H227L226 160H225ZM77 159V160H76ZM119 159V158H118ZM120 159H122V158H120ZM36 160V161H35ZM42 160V161H41ZM45 159H24L23 161H24V163L23 164H21V165H23V166H27V167H32L33 166V162H34V164H36V165H34V167H37V163L39 162V163H43V161H44ZM47 160V159H46ZM55 159H51V162H53ZM59 160H62V162L64 161V159H59ZM70 160H72V158L70 159ZM251 160H250V162H251ZM38 161V162H37ZM49 162H50V160H48ZM82 161H84V163L82 162ZM260 161H263L262 163L260 162ZM32 162V165H30V163ZM36 162V163H35ZM45 162V161H44ZM49 162H45V164L46 163H49ZM50 162V163H51ZM64 162V164H67L68 162H69V160L65 163ZM99 162H101V163H99ZM228 162V161H227ZM91 163V164H90ZM229 163V162H228ZM252 163H254L253 161H252ZM44 164V163H43ZM45 164H44V166H45ZM93 164V165H92ZM102 164H103V167H102ZM242 164V163H241ZM241 164L239 165V167L241 166ZM68 165V164H67ZM74 165H75V163H74ZM82 165H84V166H82ZM92 165V166H91ZM260 165H258V166H260ZM40 166V165H39ZM39 166L37 167L38 169H39V171L41 170L40 168H39ZM42 166V165H41ZM100 166H101V168H100ZM230 167L232 166V165H229ZM258 166H257V168H258ZM33 167V168H34ZM56 168V169H55ZM226 168L228 169V164H227V166H226ZM225 168V169H226ZM243 164H242V168H241V171H243V173L245 174V173H247L248 171H250V174H249V172H248V174L249 175H251V173H254V176H253V179L254 178H256V176H258L259 177V179L260 180H262V179H264L263 177H262V175H261V173H260V176L262 177V178H260V176H259V172H258V170H257V168L256 167H254V168H256V170L253 172V170H254V168L251 170V169H249L248 170V167L247 168H244V170H243ZM250 168H252V167H250ZM36 169V168H35ZM38 169H36V170H38ZM53 169H54V172H52L53 171ZM72 169V170H71ZM93 169V170H92ZM101 171H99V170ZM224 169V170H225ZM247 169V170H246ZM36 170L35 171H33L34 173H31V174H35L36 175ZM59 170V171H58ZM90 170L92 171V173L90 172ZM97 170V172L95 173V171ZM239 170H240V168H239ZM262 170V169H261ZM38 171V172H39ZM74 171V172H73ZM240 171V172H241ZM246 171V172H245ZM252 171V172H251ZM38 172H37V174H38ZM226 172H229V170H227ZM255 172H258V175L255 173ZM90 173L92 174V175H96L97 176V179H96V177H94V178H89V177H91V175H90ZM237 173H238V170H237ZM239 174V173H238ZM242 174V173H241ZM244 174H242V175H240V177L241 176H243ZM256 174V175H255ZM59 175V176H58ZM86 175V176H85ZM88 175H90V176H88ZM247 174H245V176H246ZM248 175V176H249ZM253 175V174H252ZM65 176V177H64ZM88 176V177H87ZM63 177V178H62ZM78 177V178H77ZM250 177V176H249ZM249 177H245L244 178V176H243V180H246V179H248ZM88 178L89 179H91L92 181L94 180V179H96L95 181H91L93 184H95L96 186H94V185H92V184H90V181H85L86 179L88 180ZM25 179H28V177H25ZM31 179V177H29V179L28 180H30ZM66 181H65V180ZM250 179V178H249ZM71 180V181H70ZM38 181V180H37ZM76 181H78V182H76ZM248 181V180H247ZM250 181H252V180H250ZM250 181L248 182L249 183V185L251 184L250 183ZM254 182L255 181H259V180H253ZM30 183H31V181H29ZM94 182H96V183H94ZM243 182V181H242ZM241 182V183H242ZM262 182L264 183V181L262 180ZM85 183V184H84ZM244 183V182H243ZM248 183H246V181H245V184H248ZM253 183V182H252ZM256 183V182H255ZM255 183L253 184V185H255ZM259 183V186L260 187H262V185H260V183H261V181L260 182H258ZM258 183H256V184H258ZM27 184H29L28 182H27ZM64 184V185H63ZM71 184H74V185H71ZM75 184H77L78 185V187L75 185ZM89 184V185H88ZM85 185V186H84ZM90 185H92L93 187V189L95 190V191H93V189L90 187ZM249 185L248 186H246V188H249L246 192H245V190H243L244 189V186L243 187H241V191L243 192V193H241V191H240V189H239V191H238V193H241L240 195H241V197H243L246 201H248V203L246 202V206L247 207H249L248 209H245V207H243V206H240V205H238L236 202H234L233 201V203H232V201L229 203V201L231 200L229 197H227L224 193H223V191L222 190H219L218 192H216L215 194L217 195V197H216V207H217V209H219L218 211H219V213L221 214V215H218V217H220L221 216V218L220 219H224V217H223V215L224 214H226L225 216H230V217H228V218H226L225 220H229L230 222H228V224H231V225H233L234 227H236V232H238V231H240V235H241V231H242V229L241 230H238L239 228H238V224L241 222V227H244L243 226V224H242V222H243V220H244V222H245V219L246 218H249V219H247L248 221H250V218H252L253 216L254 217H257V216H255V215H258V216H260V213H262V211H264V201L262 200V199H260V201L259 202H255V200L253 199L254 197H256V195L257 196H260V198H262L263 196H264V187L263 188H261V190H262V192H261V190H260V193L258 194V191H259V186L257 185H255V187L256 188H258V190H256L257 192H252V189L251 188H253L254 186H251L250 185V187H249ZM79 186H81L80 188H79ZM264 186V185H263ZM65 187V188H64ZM88 187V188H87ZM101 187H103V185H100V188ZM67 188V189H66ZM77 188H78V190H77ZM82 188H84V189H82ZM211 187H209V188H207V192H208V189H210ZM245 188V189H246ZM53 189V190H52ZM73 189V190H72ZM254 189V188H253ZM71 190V191H70ZM211 190V191H210ZM209 190V192H212V188ZM92 191V193L93 194H91L90 192ZM98 191H99V189H98ZM214 191V190H213ZM255 191V190H254ZM95 192V193H94ZM209 192H208V194H209ZM244 192L246 193L245 195H244ZM212 194V193H211ZM213 195H214V193H213ZM246 195H248L247 197H246ZM95 196V195H94ZM224 196H225V198H224ZM250 196V197H249ZM218 198L220 199V200H218ZM264 198V197H263ZM222 199H224V201L222 200ZM251 200V201H250ZM221 201H222V203H221ZM227 201V202H226ZM249 201L251 202L250 204H249ZM263 201V202H262ZM224 202H226V203H224ZM252 202H253V204L254 205H252ZM63 203H66V204H62L61 203V205H64V206H66V205H68L69 206V203H67L65 200L63 201ZM223 205V204H225L224 206H221V204ZM259 203H261V205H259ZM59 204V203H58ZM220 204V205H219ZM229 206L230 205V208H228L227 210H226V206L227 205ZM256 204V205H255ZM249 205V206H248ZM67 206V207H68ZM222 209H221V208ZM251 207H252V210H257L258 208V212H259V210H260V208L262 209L263 208V210L260 212V213H257V211H252L251 210ZM258 207V208H257ZM254 208V209H253ZM256 208V209H255ZM251 211H250V210ZM205 210L204 209H202V212H204ZM223 211V212H222ZM225 211H226V213H225ZM228 211V212H227ZM245 211V212H244ZM248 212H250V213H248ZM253 212V213H252ZM254 213H255V215H254ZM264 213V212H263ZM263 213L261 214V216L259 217V222L257 221L258 219H255V221L253 222V224H257V226L256 225H254V227H253V229H254V231H256L257 230V228L258 229H260L261 228V226H264V215H263ZM204 214V213H203ZM247 214H250L248 217H247ZM245 215H246V217H245ZM262 215H263V217H262ZM223 217V218H222ZM232 217H233V220H231L232 219ZM245 217V218H244ZM243 218V220L242 221H239L240 219H242ZM258 218V217H257ZM260 218H261V220H263V221H260ZM263 218V219H262ZM59 221V218H55L54 219V221L56 222V223H59L57 220ZM216 219V218H215ZM220 219H219V221H220ZM237 220L238 221V223L235 221V220ZM246 220V221H247ZM254 220V218L252 219V221ZM232 221V222H231ZM252 221H250V223L252 222ZM221 222V221H220ZM243 222V223H244ZM258 222V223H257ZM222 223H224L225 224V221L224 220H222ZM221 223V224H222ZM233 223V224H232ZM234 223H235V225H237V226H235L234 225ZM260 223V224H259ZM226 224H227V222H226ZM253 224L251 223V225L253 226ZM261 225L260 227H258L259 225ZM244 225H245V227H246V223H244ZM264 228V227H263ZM263 228H261L260 230H257V231H260V233H262L263 234V232H261V230L262 231H264V229ZM235 232V234H236V237H237V235H239V234H237ZM253 233H255V232H253ZM259 233V234H260ZM259 234H258V236H259ZM253 235H255L256 236V233L255 234H253ZM257 236V237H258ZM254 237V236H253ZM256 237V238H257ZM260 237V240H261V237H262V235H260L259 236ZM238 240L237 241H235L236 243L238 242V244H236V245H238V247H240L241 245H242V242H241V239H240V237L238 236V238H237ZM264 239V238H263ZM257 241H258V238H257ZM262 241V240H261ZM259 244L261 245L262 244V242L260 243V241H259ZM263 246V247H262ZM261 249H263V254L261 255V257L258 259V260H253V261H251V262H248V263H253V264H257V263H259V264H264V243H263V245H261ZM218 249H219V247H217ZM221 249V248H220ZM205 260V259H204ZM205 261H207V260H205ZM257 261V262H256ZM202 262V261H201ZM254 262H256V263H254ZM218 263L220 264V261H218ZM247 263V264H248ZM201 264H205V263H201Z\"/></svg>",
  "mask_w": 264,
  "mask_h": 264
},
{
  "label": "crops",
  "instance_id": "3",
  "mask_svg": "<svg viewBox=\"0 0 264 264\" xmlns=\"http://www.w3.org/2000/svg\"><path fill=\"white\" fill-rule=\"evenodd\" d=\"M43 46H46L45 44Z\"/></svg>",
  "mask_w": 264,
  "mask_h": 264
}]
</instances>
